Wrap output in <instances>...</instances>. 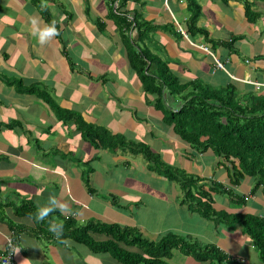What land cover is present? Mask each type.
Returning a JSON list of instances; mask_svg holds the SVG:
<instances>
[{
	"label": "crops",
	"instance_id": "1",
	"mask_svg": "<svg viewBox=\"0 0 264 264\" xmlns=\"http://www.w3.org/2000/svg\"><path fill=\"white\" fill-rule=\"evenodd\" d=\"M145 1L146 19L160 29L155 39L183 83L201 80L214 88L237 83L243 91L264 96V87L254 85H264V72L259 70H264V61L246 63L247 58L264 55V39L259 40L264 5L256 8L262 19L251 25L242 3L225 6L200 0L203 15L198 25L212 39L228 42L244 36L236 55L225 45L214 52L203 36L178 40L169 32L173 17L187 29L189 13L182 2L173 6L167 0ZM109 12L106 0H0V257L12 239L15 264H123L111 254L94 253L84 244L52 234L38 218L18 217L16 209L30 202L37 211L49 207L55 217L58 213L73 219L78 227L114 224L154 242L176 233L217 246L227 255V264H264L241 228L192 212L181 204L179 187L154 172L142 156L95 148L83 139L75 122L60 120L42 98L47 92L56 106L80 115L86 123L149 146L165 163L202 178L206 185L231 187L228 171L215 153L199 154L153 106L154 98L145 93L129 63L127 34L117 29ZM51 19L60 34L41 43L40 33L51 27ZM95 19L102 20L105 29H98ZM31 87L36 93L23 91ZM253 184L246 178L235 189L242 197L250 196L243 205L214 193V209L264 218V194L253 195ZM58 217L54 221H61ZM93 238L109 240L100 234ZM168 262L211 264L181 251H174Z\"/></svg>",
	"mask_w": 264,
	"mask_h": 264
},
{
	"label": "trees",
	"instance_id": "2",
	"mask_svg": "<svg viewBox=\"0 0 264 264\" xmlns=\"http://www.w3.org/2000/svg\"><path fill=\"white\" fill-rule=\"evenodd\" d=\"M167 1L173 6L181 2L187 6L189 17L186 25L184 24L187 29L181 27L188 40L203 36L206 43L212 45L214 52L225 45L232 53L238 54L236 45L244 36L233 37L228 42L217 41L210 37L208 30L199 27L203 15L200 0ZM212 1L222 2L225 6H229L231 2L242 3L245 7V17L251 25L258 24L263 17L256 8L260 4L264 5V0ZM106 3L109 6L110 18L116 23L117 29H123L127 34L125 40L128 45L129 63L140 77L145 93L154 98L151 102L153 106L164 115L166 124L174 127L176 135L199 154L209 150L215 153L220 159V166H224L228 171L231 187L227 189L216 182L206 185L202 178L165 163L149 146L138 144L123 135H113L105 128L86 123L80 115L66 112L56 106L47 92H42V98L52 106L60 120L67 124L75 122L83 139L95 148L113 151L118 149L142 156L154 172L179 187L182 193L181 204L188 206L192 212L232 229L240 227L243 233L251 238L254 248L264 262V218L249 214L217 212L213 207L214 193H223L233 201L245 204L246 201L235 189L241 186L246 178L253 180L251 192L253 195L259 191L264 194V96L248 90L244 92L237 83L220 88L206 85L201 80L183 83L171 70L168 53L155 39L159 27L146 19L144 9L147 2L106 0ZM172 20L173 29L177 20L174 17ZM94 23L98 29H105L102 20L95 19ZM49 24L55 27L56 35L60 34L59 26L52 19ZM176 27L178 31L174 30L173 35L178 40L186 38L177 25ZM134 34L137 35L133 36ZM213 57L216 60L215 56H211L214 60ZM246 60L247 64H258L264 61V55ZM259 70L264 72L262 68ZM23 91L36 93L34 87L24 88ZM203 138L206 140L202 141ZM85 182L92 193L88 174L85 176ZM54 212L49 211L46 217L40 219L34 205L25 202L16 209L15 214L18 217L38 218L40 220L37 221H40L42 227L45 226L52 234L84 244L94 253L111 254L123 264H169L168 261L174 251H181L201 263L230 262L227 255L217 246L203 245L176 233H169L154 242L147 240L136 230L122 228L119 225L88 223L78 227L73 219H63L55 213L61 220L57 222L54 221L57 218L53 215ZM53 223L60 226L58 233L51 230ZM94 234L104 235L109 240L98 242L93 238ZM131 247L139 249L142 253L136 254L126 249Z\"/></svg>",
	"mask_w": 264,
	"mask_h": 264
},
{
	"label": "clouds",
	"instance_id": "3",
	"mask_svg": "<svg viewBox=\"0 0 264 264\" xmlns=\"http://www.w3.org/2000/svg\"><path fill=\"white\" fill-rule=\"evenodd\" d=\"M178 22V21H177ZM177 26H178V28L180 29H183L182 27H181V25H180V23L178 22V24H176ZM56 34V29H55V27L53 26V27H49L48 29H46L44 32H42V33H40V42L41 43H44L48 38H50L51 36H53V35H55ZM186 38H188V37H186ZM220 63V62H219ZM221 64V63H220ZM222 65V64H221ZM217 66H218V68H220L219 67V65L217 64ZM223 66V65H222ZM222 69H223V67H221ZM254 85L255 86H258V85H260V86H263L264 87V85H261V84H258V83H254ZM231 182V181H230ZM240 187V186H239ZM230 188V187H229ZM253 194V193H252ZM242 197V196H241ZM242 198H244V200L247 202L249 199H250V196H244V197H242ZM246 202H245V204H246ZM50 203L52 204V205H55L56 203H57V201L54 199V198H52L51 200H50ZM240 205H242L241 203H240ZM49 211H51V208H49V207H44V208H41V209H39L38 210V213H37V215H38V217L40 218V219H43L44 217H46L47 215H48V213H49ZM244 215V214H243ZM247 215V214H246ZM250 215V214H249ZM256 216V215H255ZM59 227L60 226H58V225H56V224H53L52 226H51V230L53 231V232H57L58 233V231H59ZM237 228H240V227H237ZM251 239V238H250Z\"/></svg>",
	"mask_w": 264,
	"mask_h": 264
},
{
	"label": "built area",
	"instance_id": "4",
	"mask_svg": "<svg viewBox=\"0 0 264 264\" xmlns=\"http://www.w3.org/2000/svg\"><path fill=\"white\" fill-rule=\"evenodd\" d=\"M177 24H178V22H177ZM179 30L182 32V34L184 36H186V33L183 31V29L180 28ZM204 49H205V51H208V48H204ZM217 64L219 65L220 68L223 67L219 62H217ZM14 250H15V245H14L13 240L11 239L8 242V248H7L6 253L2 257H0V264H15V262H14Z\"/></svg>",
	"mask_w": 264,
	"mask_h": 264
},
{
	"label": "rangeland",
	"instance_id": "5",
	"mask_svg": "<svg viewBox=\"0 0 264 264\" xmlns=\"http://www.w3.org/2000/svg\"><path fill=\"white\" fill-rule=\"evenodd\" d=\"M206 1H207V0H203L204 3H206ZM201 2H202V0H201ZM221 3H222V2H221ZM221 5H223V4H221ZM263 7H264V6H263ZM217 23H218V22H217ZM167 29H169V32H173L174 30H176V27L172 29V25L169 24V26H167ZM260 36H261V37H259V40H260V41H263V39H264V29H260ZM49 92H50L51 94L54 93V92L51 91V90H49Z\"/></svg>",
	"mask_w": 264,
	"mask_h": 264
}]
</instances>
